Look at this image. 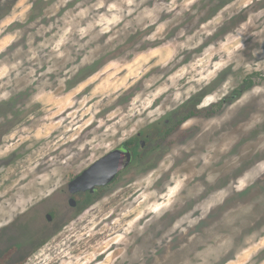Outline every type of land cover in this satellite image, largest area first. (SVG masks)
Masks as SVG:
<instances>
[{
	"label": "rangeland",
	"instance_id": "1",
	"mask_svg": "<svg viewBox=\"0 0 264 264\" xmlns=\"http://www.w3.org/2000/svg\"><path fill=\"white\" fill-rule=\"evenodd\" d=\"M0 125L5 259L264 264V0H0ZM137 135L68 211L67 180Z\"/></svg>",
	"mask_w": 264,
	"mask_h": 264
},
{
	"label": "flooded vegetation",
	"instance_id": "2",
	"mask_svg": "<svg viewBox=\"0 0 264 264\" xmlns=\"http://www.w3.org/2000/svg\"><path fill=\"white\" fill-rule=\"evenodd\" d=\"M192 116H193L192 112H190V111L189 112H185V113H176V115H175V124L176 125H175L174 129L175 128L178 129L180 127V124H182L185 120L191 118ZM172 121H173L172 118L164 119V125H165L164 127L165 128H159L160 129V130L158 129L159 130V134L156 132V134H158V136H159L158 138L161 139L165 135L173 132L174 129L170 130V128H169V125L172 124L171 123ZM2 135H3V125H0V142H1V139H2ZM136 138H138V135L134 139H131V140H128V141H124V142L120 143L118 146L112 148V150H114L116 148H126V149L130 150V152H131V160H130V162L126 165V167L123 170H121L117 174H115L114 178L110 182H108L106 184H102V185L101 184L100 185H95L93 191H90V189H86L84 191L83 190L77 191V189H76V190H74V192H71L70 189H69V186H68L69 182L71 180H73L76 176H78L84 169L79 171L72 178H69L67 180L66 188L62 191V193L64 194V197H63L64 206L66 205L70 209L68 211H71V210H75L76 211V209L79 207V204L81 203V198H83L84 196H86L88 194L90 195L91 199L93 201H95L96 199H98L100 197V195L103 192H105L107 189L112 187V185L114 186V183H116L119 180V178H121L128 170L131 169L133 163L136 162V159L138 158V156L136 155L137 154V151H136L137 143H136V140H135ZM148 138H149L148 136L147 137L145 136V139H138V145H139V148H140L141 151L142 150L144 151V149H148L147 148L148 147V141H149ZM106 154H104L103 156H105ZM103 156H101V157H103ZM100 158H98V159H100ZM137 163H139V161ZM98 169H100V167ZM54 214L55 213H54L53 210H51V211H49V212H47L45 214L44 218H45V220H46V222L48 224H51L53 222ZM76 214H78V211L75 212V214H73L72 216L74 217V216H76ZM29 231H27V233H29ZM1 233L2 232H0V234ZM10 238L11 237L9 236L8 241H9ZM10 243H12V242H10ZM11 248H9V249H11ZM9 249H7L4 253L0 254V264H5L7 262V260L11 261L9 264H19V261H12L11 260V258H13L16 253H18L19 247L15 246V249L9 255V258L5 259L4 255L9 251ZM30 256H31V248H28L27 253L25 254V257H30Z\"/></svg>",
	"mask_w": 264,
	"mask_h": 264
},
{
	"label": "water",
	"instance_id": "3",
	"mask_svg": "<svg viewBox=\"0 0 264 264\" xmlns=\"http://www.w3.org/2000/svg\"><path fill=\"white\" fill-rule=\"evenodd\" d=\"M131 160V152L126 148H116L105 156L91 163L68 184L71 192L74 190L93 191L95 185L110 182L115 174L123 170ZM100 167V169H98Z\"/></svg>",
	"mask_w": 264,
	"mask_h": 264
},
{
	"label": "trees",
	"instance_id": "4",
	"mask_svg": "<svg viewBox=\"0 0 264 264\" xmlns=\"http://www.w3.org/2000/svg\"><path fill=\"white\" fill-rule=\"evenodd\" d=\"M251 83H249V85H250Z\"/></svg>",
	"mask_w": 264,
	"mask_h": 264
}]
</instances>
